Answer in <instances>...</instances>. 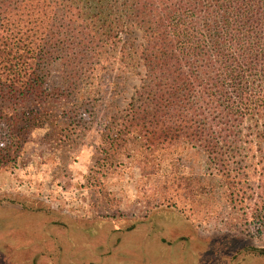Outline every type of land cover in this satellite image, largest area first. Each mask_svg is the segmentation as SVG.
<instances>
[{
  "label": "rangeland",
  "instance_id": "rangeland-1",
  "mask_svg": "<svg viewBox=\"0 0 264 264\" xmlns=\"http://www.w3.org/2000/svg\"><path fill=\"white\" fill-rule=\"evenodd\" d=\"M125 29L70 93L65 67H48V127L0 103V264H264V168L247 170L233 201L206 200L202 155L178 144L148 162L136 138H114L144 73L142 32ZM242 154L249 163L264 151Z\"/></svg>",
  "mask_w": 264,
  "mask_h": 264
},
{
  "label": "trees",
  "instance_id": "trees-1",
  "mask_svg": "<svg viewBox=\"0 0 264 264\" xmlns=\"http://www.w3.org/2000/svg\"><path fill=\"white\" fill-rule=\"evenodd\" d=\"M129 22L142 32L135 60L144 73L114 138H136L144 158L184 144L203 157L202 197L233 201L247 170L264 168V155L247 163L242 154L264 151V0H0V103L48 127V67L62 64V90L74 91Z\"/></svg>",
  "mask_w": 264,
  "mask_h": 264
}]
</instances>
